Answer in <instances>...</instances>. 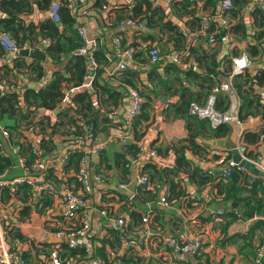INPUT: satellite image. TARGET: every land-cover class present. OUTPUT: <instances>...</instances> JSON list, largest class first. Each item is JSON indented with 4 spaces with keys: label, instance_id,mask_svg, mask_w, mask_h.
Instances as JSON below:
<instances>
[{
    "label": "crops",
    "instance_id": "0c3cea01",
    "mask_svg": "<svg viewBox=\"0 0 264 264\" xmlns=\"http://www.w3.org/2000/svg\"><path fill=\"white\" fill-rule=\"evenodd\" d=\"M106 1L108 5H106ZM137 1L75 0V15L79 26L86 28L88 32V46L91 48L98 46L111 59L109 64L104 66L103 77L105 81L113 90L121 89L124 92L126 86H129L125 84V80L133 78L135 80L133 81L134 88L139 89L144 97L142 114L133 121L128 122L122 113L117 114L116 111L120 107H114V103L107 92H100V99L95 91L90 92L95 111L99 113L94 143L102 149L94 152V148H87V160L92 173L96 175V172L101 169L99 167L100 155H109L107 164L110 168L102 169L104 171L102 175L105 177L107 185L95 184L97 189L95 194L100 193L98 190H101L110 206L108 207L109 214L107 217L101 216L98 212L93 215V225L96 226L94 227L95 233L89 239L88 244L93 245L95 249L101 245L102 241L111 239L110 232L119 230L115 227L116 220L125 218L128 229L139 227L146 230L144 239H140L138 244L131 249H126L124 243L123 245L122 243L115 245L114 248L108 247L106 249L108 260L113 256L114 250H118L130 264H255V260L259 259L258 248L261 245L264 246V231L260 227H255V225L264 214L248 208L246 202L227 201L226 197L229 191L225 186L218 187L219 185L218 183L215 184L216 182L202 184L199 182V175H204L207 171L220 172L227 168V160L230 155L233 157L232 145L238 144L237 135L239 132L242 133L243 143L247 147V155L264 156L263 138L249 143L245 140V135L259 134L264 127L262 107L251 106L249 103V100L254 99L264 107V88L253 86L251 93L243 91L245 89V77L248 74L254 76L259 71L264 70V35H262L264 27L257 26L256 19L251 14L254 9L245 13L238 11L236 14H234V10L230 13L232 25L235 29L239 24H242L244 25V31L240 34L232 33L234 39L232 45L210 46L207 43L208 37L201 31L197 32L198 25L194 18L188 14L184 16L178 14V8H182V5H184L183 0H149L154 9L160 8L164 11L166 15L164 22H171L177 28V32L183 34L182 43H176L175 32L163 31L159 27H148L146 22L147 28L144 31L121 29L118 26L122 19L134 18V15H129L136 6ZM175 3L177 4L174 6ZM191 3L195 8V17L200 18L210 14L215 5L207 0H201L200 4L192 1ZM258 10L264 16V8ZM48 17V11L35 8L31 14L23 15V20L26 24L32 23L38 26ZM138 19L141 20V18ZM199 26L201 28V22ZM35 33L37 39L34 40V43L32 45L27 44V48L22 50L41 51L45 54L46 60L42 61L21 54L20 56L25 57L27 65L32 64L34 59H37L39 63H42L45 73L61 70L63 65L56 64L47 55V48L51 43L43 44L44 39L38 35L39 30L35 29ZM115 34H120L124 49L135 48L136 60L140 62L135 64L133 61L121 58L120 53L113 44ZM187 44L193 46L192 48L205 49L209 53L216 54V59L221 64L216 69L217 76L214 83L216 85L229 80L228 75L232 70V57L245 53L252 62L245 73L234 77L232 80L236 91L235 98L224 92L218 94L217 97L218 104L219 102L222 103L223 107H229L233 101H236L239 106L240 118L244 120L241 119L242 123L239 127L229 125L232 130L227 136L217 138L207 135L197 138V145L200 146L199 151L192 148L186 140L189 137V130L185 120L166 116L167 106L169 104L178 105L181 102L180 95L185 91L184 89L196 94L202 91L199 87L200 84L194 77H190V81L182 78L181 83L177 82L175 79H178L179 76L173 72L174 68H171L170 72L169 67L177 65L178 69L183 70L192 67L191 69H197L198 71L196 61L193 56L189 55L177 63L162 61L153 64L149 59L151 45L158 46L162 54H167L172 48H177L178 45L184 47ZM252 46H256L257 50H252ZM15 59H11L8 54L0 58V88L16 85L14 90L5 91L3 97L9 94L16 95L18 106L22 105L20 111L24 113V116L27 111H30V116L22 121V118L17 115L16 121L11 120V123H16L22 131L23 126L38 121L40 132L48 139L44 142H57L63 133L67 131L69 125V123H64L61 118L67 117L74 120L81 118L79 107L76 104L77 108L47 110L27 106L25 104V92L28 86H34L37 83V78L22 62L21 66L15 67ZM121 60L128 69L125 70L124 74L114 72ZM165 69L168 73L167 76L164 74ZM153 70L161 73L159 77L163 79L164 83L160 84L157 79H149V73ZM205 75V72L200 70L198 77H201L202 80ZM44 77L49 79L48 84L53 82L54 77L50 75ZM239 84L242 87L243 96L240 95ZM64 86L66 87V83ZM124 94L119 99L120 105L123 100L125 101ZM66 112L68 116L65 115ZM208 124L211 127L209 122ZM42 129L44 130L42 131ZM140 144H146L160 150V161L155 163L158 167L146 164L142 168V172L150 177L151 184L149 187L129 184L128 190H122L119 185L132 181L131 178L136 171L131 168L128 172V169L123 168V166H117L112 156L117 152L126 153L125 160L129 159L132 156L129 148L134 146L138 149ZM177 149L180 154L184 153L189 167L175 176L171 172L177 165L176 161L179 155L175 151ZM147 167H156V169L146 170ZM166 167L172 169L169 178L164 176L163 168ZM244 167L249 183L252 184V180H254L257 184L252 192L250 188L245 187L243 184L239 185V197L250 199L251 205L264 202V175L250 162ZM47 168V179L54 181L59 188L63 182L71 188H79L77 183L79 181L74 171L68 168V165L66 169L64 168L65 173L63 175L66 176L65 179L60 178V171L54 165H48ZM195 172L199 173L197 177L193 175ZM21 174V170H16L11 172L8 177ZM43 181H46V179H38L40 183ZM169 181L176 182L174 187L170 185ZM3 189H5V185L0 186V197ZM145 197L148 200H145ZM164 197L167 203L161 204L160 201ZM24 202L13 197L4 203L0 200V216L4 225L2 228L4 235L12 240H20L17 238L20 235L23 237L20 241L28 239L32 241L31 244L41 248L54 245L57 239L45 231L43 215L36 212L32 206L27 205L28 201ZM21 206L23 208H20ZM148 209L154 211V217L150 224H143L142 219H134L131 216L132 212L143 214ZM220 211L224 212L223 216H219ZM232 212L235 213L237 218L227 216ZM21 214H25V216L21 217ZM4 223L7 224V227ZM253 228H255L253 241L249 243L251 246L249 244L247 246L248 241L245 240H235L236 242L232 243L227 241L237 235H246ZM183 232H186L191 239L199 237L202 241L203 250L197 257H189L187 262L182 263L178 257L180 252L175 248L165 246L163 239L165 240L168 236H180ZM27 252L29 253L25 254L27 259L33 264H39L36 257L37 253L34 251Z\"/></svg>",
    "mask_w": 264,
    "mask_h": 264
},
{
    "label": "built area",
    "instance_id": "2783aa9c",
    "mask_svg": "<svg viewBox=\"0 0 264 264\" xmlns=\"http://www.w3.org/2000/svg\"><path fill=\"white\" fill-rule=\"evenodd\" d=\"M20 1V0H17ZM192 2L201 3V0H191ZM63 0H52L51 7L49 9V17L55 23L60 24L61 18L59 15V9ZM68 6L75 14V0H69ZM264 8V0H249L248 5L242 10L244 13L252 9ZM234 10V2L232 0H223L216 5L214 11L210 14L202 16V29L201 33L205 34L208 39L207 43L210 46L232 45L234 42L232 34V21L230 13ZM121 29H130L137 31H144L147 25L139 19L127 18L119 24ZM210 28H213L210 31ZM81 37L88 41V32L86 28L81 27L79 29ZM48 41L43 40V44H47ZM113 44L116 47L121 58L133 61L135 55V48L129 47L124 49L122 47L121 37L115 36L113 38ZM0 45L4 49L5 53L11 58H17L20 55V51L17 42L4 31H0ZM185 56V52L182 49L172 48L169 53L162 54L159 47L151 45L149 49V59L153 64H158L162 61L166 62H179ZM252 64L249 56L245 53L232 57V71L228 75L229 80L225 83H219L214 87L204 104L194 102L189 107V113L192 116L199 117L207 120L213 129L218 128L221 125L240 126L242 121L240 118L239 106L236 101H233L227 110L217 109V97L218 94L224 92L229 94L232 98H235L236 91L233 86L232 80L234 77L245 73ZM96 67V61L91 56L89 58V64L87 66V74L84 78V82L78 87L66 88L63 92L61 101L56 106V110H63L67 108H77L74 103V97L77 93L93 91L92 84V71ZM127 70L126 64L121 60L118 63L115 73H120ZM49 79L43 77L39 80L38 87H43ZM16 85H8L6 88L1 87L0 93L7 90H14ZM144 97L142 93L136 89L129 87L128 95L125 101L119 106L117 114H123L128 122L136 119L143 110ZM22 108V105L20 104ZM5 125H3V124ZM83 126V135L80 139H76L71 134L72 129L67 135H62L56 142V146L48 151L42 148L40 143L44 140H48L39 130L38 121H34L23 126L20 130L22 137L21 140H17V137L13 138L10 129L0 119V155L6 159H15V162L11 167L7 168L2 174H0V186L8 188L13 198L19 200L21 195H16L17 188L20 185H26L29 188V193H26L27 205H30L34 210L44 217L45 231L56 237L57 242L52 246L45 248L38 247L31 244L30 240L20 241L18 239H8L3 233V224L0 216V264H33L27 259V251H34L37 253L36 257L39 264H68L62 258L63 254L69 253L71 250L82 249L85 251L86 256L84 258L81 255L75 256V264H124L120 259L121 253L118 250H114V254L107 262L95 256V250L93 245H89V239L95 233L93 225V215L98 212L101 216L107 217L109 203L105 200L104 193L101 190L100 193L95 194L96 187L94 184L103 185L105 183V177L102 179L98 174L94 175L90 168V164L87 160V156L82 157L79 169L74 172L78 181L79 188H71L65 182L59 186L52 180L47 179L46 170L48 165H54L60 171V178L65 179L64 166L68 164L69 157L76 151L79 153L86 152L87 148H94V152L102 149L100 146L95 145V128L91 124L85 122L80 123ZM72 143L60 145V142ZM238 144L237 149L244 160L254 165L264 175V156L259 155L257 159L250 158L247 155V147L242 140V133L237 135ZM19 141V142H18ZM18 142V143H17ZM29 148V153L33 157L32 164L28 166L26 157L22 154V145ZM29 144L30 146H28ZM139 159L133 164H129L128 167L135 169V174L132 176L129 183H122L119 185L120 189L128 190L129 184H136L140 187H149L151 184L150 178L147 174L142 172V168L153 161L157 163L160 161V155L155 147L148 146L146 144H140ZM154 162V163H156ZM47 165V166H46ZM232 168L239 169L244 172L245 167L238 163H235L232 159L227 162V168L221 173L216 171H208V175L217 177L218 181H227ZM16 170H21L22 174L19 176L8 177V175ZM36 174V175H35ZM38 179H46L42 183L38 182ZM93 197V198H90ZM22 201V200H21ZM24 202V201H23ZM25 203V202H24ZM161 204H166V198H162ZM20 208H23L22 206ZM153 210L143 216L142 223L150 224L154 217ZM224 212L220 211L219 216H223ZM241 217L240 215H237ZM21 217H24L21 214ZM264 222V216L261 218ZM5 224V223H4ZM7 227V224H5ZM115 227L121 231H126L127 220L125 218H119L116 220ZM135 230V231H134ZM130 232L127 231L126 237L129 240L123 239L122 245L126 249L134 248L140 239H144L146 230L143 228L134 229ZM7 233V230H6ZM72 236V237H70ZM165 244L168 247L175 248L180 252L179 261L186 262L189 257H197L203 250L201 239L196 237L191 239L186 232L181 233L177 238L174 236H168L165 238ZM66 243V247L63 244ZM26 254V255H25ZM29 254V253H28ZM259 259L264 261V246L258 248ZM123 256V255H122ZM89 257V258H88Z\"/></svg>",
    "mask_w": 264,
    "mask_h": 264
},
{
    "label": "trees",
    "instance_id": "16d2710c",
    "mask_svg": "<svg viewBox=\"0 0 264 264\" xmlns=\"http://www.w3.org/2000/svg\"><path fill=\"white\" fill-rule=\"evenodd\" d=\"M210 1V3H214L213 11L216 8V5L223 0H220L219 2L217 0H207ZM234 2V14H236L238 11H242L249 3V0H232ZM67 0H63L62 5L60 6L59 9V15L61 18L60 24L55 23L52 19L49 17L46 18L43 22H41L38 26H35L34 24H26L23 20V15L31 14L35 8H38L43 11H49L52 0H0V30L7 32L18 44L19 48L25 49L27 48V44L32 45L34 43V40L37 39V36L35 35V29L39 30L38 35L41 36L44 40L50 42V46L47 48V55L49 58L54 61L56 64L63 65V68L61 70L57 71H52V72H44V68L42 66V63H39L37 59H34L33 63L30 65H27L25 63L24 59L25 57L18 56L15 59V67L21 66V62L24 65H27V68L29 69L30 72L36 75V82L43 78L46 75H50L54 77L53 82L48 84L46 83L43 87H38L37 83L34 84V86H28V89L25 92V104L30 107H34V109H47V110H52L56 108L58 103L61 101L63 97V92L66 88H71V87H78L84 82V78L87 74V66L89 64V58L92 56L95 61H96V67L92 71L93 79H92V84H93V91L97 93L100 99V92L102 91L107 92L110 95V99L114 103L115 108H119V99H121L122 95L124 94V99L128 95V88L135 87V84L133 81H135L133 78L130 80L127 79L125 80V84L129 85L123 87L125 91L121 89L113 90L112 87L105 81L103 75L105 72L104 66L108 65L111 59L109 56H106L103 51H101L98 46L95 48H91L88 46L87 41H85L81 35L79 34V29L81 26L78 24V19L77 16L72 13L71 9L68 6ZM184 5H182V8H178L177 12L180 16H184L185 14H188L194 18V20L197 22V32L201 31L202 29V18L200 17H195V8H193V4L191 3V0H183L182 1ZM218 2V3H217ZM177 3L174 4V6ZM106 5H108L106 1ZM134 7V6H132ZM145 8V10H144ZM232 11V12H233ZM49 13V12H48ZM251 14L255 17L256 19V24L257 26L264 27V16L261 13L260 10L254 9L251 11ZM131 15H134L133 19H138L141 18L140 21L146 22L148 27H159L163 31H173L175 32V36L177 38L176 43H182L183 41V34H180L177 32V28L172 25L171 22L165 23V13L162 9L157 8L154 9L152 7V4L150 3L149 0H138L136 3V6L132 10ZM136 17V18H135ZM131 18V17H128ZM127 19V18H126ZM125 20V19H124ZM123 19L118 23L119 24L124 21ZM193 20V21H194ZM200 22H201V28H200ZM244 25L239 24L237 27H233L232 25V33H242L244 31ZM63 28V29H62ZM200 28V29H199ZM62 29V30H61ZM195 30V28H193ZM199 29V30H198ZM213 28H210V31H212ZM120 34H115L114 36L121 37L119 36ZM262 35H264V31L262 32ZM180 46L178 45V49L184 48L185 56H193L194 60L196 61L199 70L197 69H178L179 67L177 65H174L172 67H169L170 72L171 68L173 69V72L176 73L179 77L178 79H175L177 82L181 83L182 78H186L187 81H190V77H194L197 79V82L200 84L199 87L201 88L202 91H200L198 94L190 92L188 89H184L181 93V102L178 105H168L166 108V116L171 117V118H180L184 119L187 125V129L189 130V137L186 139L192 148H194L196 151L200 150V146L197 145V138L203 137V136H210V137H224L227 136L231 133V126L229 125H221L216 129H213L209 127L208 121L201 119L196 116H192L189 113V107L192 103L197 102L199 104H204L209 97L212 89L216 86L215 83V78H216V69L221 66L219 62L216 59V54L215 53H209L205 49H195L192 48L193 46L188 45ZM123 47V43H122ZM252 50L256 51L257 47L252 46ZM137 53L135 52L133 62L137 64V62H140L136 57ZM198 55V56H196ZM6 56V53L2 46L0 45V58H3ZM183 57V58H184ZM12 59V58H11ZM113 60V59H112ZM180 62V61H179ZM232 63V61H231ZM134 64V65H135ZM171 65V64H170ZM136 66V65H135ZM178 67V68H177ZM232 69V65H231ZM128 70V69H127ZM126 70V71H127ZM205 72V78L200 79L198 77L199 71ZM126 71H122L120 73H125ZM232 71V70H230ZM122 74V75H123ZM161 73H158L156 70H153L149 73V79H157L160 84L164 83L163 79L159 76ZM164 74L167 76L168 73L166 72V69L164 70ZM134 76V75H132ZM66 83V87L64 84ZM48 84V85H47ZM47 85V86H46ZM206 85V87H205ZM46 86V87H45ZM253 86H257L259 88H264V70L259 71L256 75L251 76L247 75L245 77V89L243 91L247 93H251L253 91ZM240 95L243 96V91L242 87L239 84L238 85ZM137 89V88H136ZM206 91H205V90ZM139 90V89H138ZM140 91V90H139ZM252 96V94H250ZM122 98V100H123ZM74 103L75 105L79 107V114L81 118H78L76 120L70 119V118H61V120L64 123H69L68 127L72 129L71 134L75 136L76 139H80V137L83 135V126L80 124V121H84L87 124H91L94 126V128L98 127V116L99 113L95 111V105L91 97V93H80L74 97ZM124 102V100H123ZM249 103L251 106H257V107H262V111L264 113V107L259 105L256 100H249ZM18 101L16 98V95L14 94H9L6 96H1L0 93V119L6 124V126L10 129L13 138L17 137V140H21L22 134L20 132V128L16 123H11V120L16 121V116H20L22 118V121H24V118H29L30 111H27V114L24 116V113H22L20 110L21 108L18 106ZM217 109L218 110H227L228 106L223 107V104L219 102L217 104ZM143 110H144V105H143ZM142 110V112H143ZM68 113L66 112L65 115ZM142 114V113H141ZM140 114V115H141ZM255 114V113H252ZM139 115V116H140ZM24 116V117H23ZM138 116V117H139ZM243 119V118H241ZM264 119V115H263ZM244 120V119H243ZM32 123V122H30ZM44 129H42L43 131ZM70 132V129L68 128L63 135H67ZM55 133V131H53ZM96 133V129H95ZM16 136H15V135ZM263 138L264 139V127L261 130L259 134H248L245 135V140L249 142H255L258 139ZM45 141V140H44ZM43 141V142H44ZM19 142V141H18ZM17 142V143H18ZM41 142L40 145L42 148H45L46 150L50 151L56 146V142ZM73 141L70 140L69 142H60V145H67L69 143H72ZM22 145V154L26 157L28 166L32 164L33 157L29 153V148H26L23 146V143H20ZM30 146L29 144H27ZM157 149V148H156ZM131 152V157L129 159L125 160V155L126 153H114L113 154V160L114 163L117 166H123V168L128 169V172L131 170L128 165L133 164L134 162H137L139 159V148L136 149L134 146H131L129 148ZM159 155L160 150H157ZM178 155L177 157V165L172 169H169L168 167L163 168L165 172V177L169 178L171 173L177 176L180 172L185 171L189 165L187 163L186 157L184 153L180 154V151L177 149L175 150ZM102 153V152H101ZM100 153V154H101ZM87 156L85 152L79 153L76 151L74 154H72L69 157L68 164L64 166V168H68L73 170L74 172H77L79 169V165L81 160L83 159L82 157ZM250 158L257 159L259 155H248ZM88 158V157H87ZM232 158V155H230L229 159L227 162ZM100 165L99 167L101 168L96 174L98 176H101L103 179L104 176L102 175L104 171L102 169H108L110 168L109 165L107 164L109 155H100ZM15 162V159H6L0 155V174H2L7 168L11 167V165ZM153 161L151 163H148L152 166H157ZM103 163V165H102ZM102 165V167H101ZM158 167V166H157ZM156 167H147L146 170ZM172 172L170 173V171ZM223 170H221L218 173H221ZM229 178L226 181H218L217 177H212L208 175V171L204 173V175H199L200 176V183L205 184V183H218V187L225 186L229 193L227 194V201L232 200L235 203H240V202H246L248 208L264 214V202H258L255 205L250 204V199H241L239 197L240 193V187L239 185L243 184L245 187L250 188V191L252 192L254 188L256 187V181L252 180L253 183H249V178L246 175L245 172L240 171L239 169L232 168L230 171ZM199 173L195 172L193 173L194 177H197ZM150 178V177H149ZM227 184H226V183ZM261 182V181H260ZM259 182V183H260ZM78 185L80 184L77 182ZM170 185L174 187L175 183L174 181H169ZM249 183V184H248ZM104 186L107 185V182L105 180V183L103 184ZM93 186L95 184L93 183ZM113 189V188H111ZM110 189V190H111ZM222 193V191L220 190ZM10 191L9 189L5 188L2 190L1 194V202H7L12 198V195L9 194ZM19 193H24L21 195L20 199L22 201H26V193H29V188L26 185H20L17 188L16 195ZM148 195V193H146ZM146 198V197H145ZM145 200H148L146 198ZM146 203V201H144ZM150 209L146 210L143 212L145 215L146 212L148 213ZM154 213V211H152ZM142 213H133L131 216H133L134 219L140 218L143 219L142 216H144ZM235 216V213L232 212L230 214H227V216ZM25 216V214H23ZM237 218V217H236ZM255 227H260L264 231V222L263 221H258L255 225ZM139 228V227H138ZM138 228H133V229H126V231H121V230H114L110 232L111 239L105 240L101 242V245L95 248V256L104 260L108 261L107 256H106V249L108 247L114 248L115 245H120L122 243V240L127 239L129 240V237H126L125 235L128 234V232L138 229ZM254 230L255 228L251 229V231L246 234V235H237L233 238L228 239L227 241L232 243L235 240H245L247 242V246L250 242L253 240L254 236ZM135 231V230H134ZM179 237V236H175ZM20 240L23 238L20 235L17 236ZM164 241V239H163ZM235 241V242H236ZM165 243V241H164ZM64 247H66V243L63 244ZM251 246V244H249ZM165 246H167L165 244ZM168 247V246H167ZM81 255L83 258L86 256L85 251H82V249L77 250H70L69 253L63 254L62 258L65 262L68 264H75V256ZM89 258V257H88ZM120 259L124 264H130L125 257L122 255L120 256ZM258 258L255 260V264H264L263 260H260L259 262ZM187 262V261H186Z\"/></svg>",
    "mask_w": 264,
    "mask_h": 264
},
{
    "label": "water",
    "instance_id": "95a60500",
    "mask_svg": "<svg viewBox=\"0 0 264 264\" xmlns=\"http://www.w3.org/2000/svg\"><path fill=\"white\" fill-rule=\"evenodd\" d=\"M20 54L23 55V56H29V57H33V58H38V59H40L42 61L46 60L45 54L43 52H41V51L21 50ZM232 151H233L232 152V154H233L232 160L235 163L240 164L241 166H246L247 165V161L242 158V156L240 155L236 145H232Z\"/></svg>",
    "mask_w": 264,
    "mask_h": 264
},
{
    "label": "rangeland",
    "instance_id": "374dc122",
    "mask_svg": "<svg viewBox=\"0 0 264 264\" xmlns=\"http://www.w3.org/2000/svg\"><path fill=\"white\" fill-rule=\"evenodd\" d=\"M3 227H4V225H3ZM262 246V245H261ZM260 247V246H259Z\"/></svg>",
    "mask_w": 264,
    "mask_h": 264
}]
</instances>
